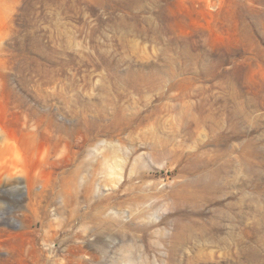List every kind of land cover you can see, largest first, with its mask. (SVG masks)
I'll list each match as a JSON object with an SVG mask.
<instances>
[{"label": "rangeland", "instance_id": "rangeland-1", "mask_svg": "<svg viewBox=\"0 0 264 264\" xmlns=\"http://www.w3.org/2000/svg\"><path fill=\"white\" fill-rule=\"evenodd\" d=\"M15 100L79 132L57 165L76 197L47 210L55 252L101 241L92 260H36L44 234L21 233L15 196L0 264H264V0H0V118L19 131Z\"/></svg>", "mask_w": 264, "mask_h": 264}, {"label": "bare ground", "instance_id": "bare-ground-1", "mask_svg": "<svg viewBox=\"0 0 264 264\" xmlns=\"http://www.w3.org/2000/svg\"><path fill=\"white\" fill-rule=\"evenodd\" d=\"M14 108L22 114L25 123L22 129L15 131L7 127L0 118V210L4 209L7 198H20L16 211L19 215L12 218L19 223L21 233L35 234L40 231V235L44 234L43 241L47 250L39 252L36 260H92L95 256L91 250L101 241L100 236H79L78 245L61 256L55 252L59 232L47 222V210L54 194L58 195L63 208L70 205L76 197L77 185L73 172L66 176L57 165L64 158L72 156V140L79 132L64 129L51 112H41L23 100H15ZM41 135L47 140L42 141ZM101 146H104V142H101ZM96 149L101 150L99 146ZM80 191L88 196L92 191L91 181L85 178ZM96 191L101 199L91 220H95L100 229H105L110 225L111 192L100 187ZM2 219L0 218V233L12 235L10 229L2 227ZM38 239L41 237L38 236ZM13 258L14 255L10 252H7L6 259L0 254V260ZM46 264L59 263L51 261Z\"/></svg>", "mask_w": 264, "mask_h": 264}]
</instances>
